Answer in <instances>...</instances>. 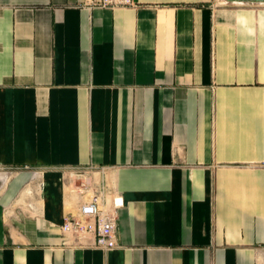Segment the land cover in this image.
I'll list each match as a JSON object with an SVG mask.
<instances>
[{"label":"crops","instance_id":"1","mask_svg":"<svg viewBox=\"0 0 264 264\" xmlns=\"http://www.w3.org/2000/svg\"><path fill=\"white\" fill-rule=\"evenodd\" d=\"M135 1L0 0V264H264V0ZM89 166L108 251L61 230Z\"/></svg>","mask_w":264,"mask_h":264},{"label":"built area","instance_id":"2","mask_svg":"<svg viewBox=\"0 0 264 264\" xmlns=\"http://www.w3.org/2000/svg\"><path fill=\"white\" fill-rule=\"evenodd\" d=\"M84 4L110 9L137 6L135 0H84ZM61 171L68 180V192L75 198L74 212L65 216L62 232L82 247L105 251L116 248L118 210L124 202L122 196L111 193L101 180L103 169L89 166L62 168ZM42 173L43 170L34 169V176Z\"/></svg>","mask_w":264,"mask_h":264}]
</instances>
